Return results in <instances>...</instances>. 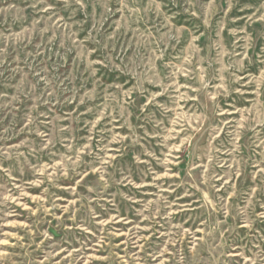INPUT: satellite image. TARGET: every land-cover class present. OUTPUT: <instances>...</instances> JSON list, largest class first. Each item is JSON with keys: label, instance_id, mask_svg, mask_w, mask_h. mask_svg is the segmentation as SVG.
Wrapping results in <instances>:
<instances>
[{"label": "rangeland", "instance_id": "1", "mask_svg": "<svg viewBox=\"0 0 264 264\" xmlns=\"http://www.w3.org/2000/svg\"><path fill=\"white\" fill-rule=\"evenodd\" d=\"M0 264H264V0H0Z\"/></svg>", "mask_w": 264, "mask_h": 264}]
</instances>
